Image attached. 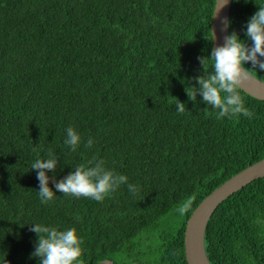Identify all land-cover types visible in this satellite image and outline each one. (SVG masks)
<instances>
[{
	"label": "trees",
	"instance_id": "obj_1",
	"mask_svg": "<svg viewBox=\"0 0 264 264\" xmlns=\"http://www.w3.org/2000/svg\"><path fill=\"white\" fill-rule=\"evenodd\" d=\"M215 4L0 0V264H39L33 223L75 227L83 264H188L194 210L264 159V101L241 90L254 116L218 119L187 94L203 71L197 57L214 47ZM261 6L234 0L229 34L246 39L242 27ZM254 76L264 81V72ZM69 126L82 136L76 151L63 142ZM50 153L58 160L48 173L55 196L42 203L31 165ZM100 159L139 191L124 184L100 202L55 191L51 178ZM148 236L155 246L141 247ZM205 248L211 264H264V178L220 205Z\"/></svg>",
	"mask_w": 264,
	"mask_h": 264
},
{
	"label": "clouds",
	"instance_id": "obj_2",
	"mask_svg": "<svg viewBox=\"0 0 264 264\" xmlns=\"http://www.w3.org/2000/svg\"><path fill=\"white\" fill-rule=\"evenodd\" d=\"M229 0H216V11L227 6ZM215 11V12H216ZM230 26V21H224ZM242 31L246 39L232 32L226 36L224 43L214 46L210 56H198L197 60L202 67V74L192 77L198 87H187L188 97L195 102L197 96L202 102L216 110L217 118H233L243 115L248 118L254 116V111L246 107L241 94V86L255 73L264 72V6L258 10L243 25ZM214 37V32L212 31ZM251 42V43H249ZM209 64L211 67L209 68ZM250 64L251 67H245ZM176 100V99H175ZM176 108L184 113L186 105L176 100ZM206 108V109H207ZM64 144L72 151L82 143L81 134L74 127L65 129ZM93 139L87 140V147L93 146ZM55 155L49 154L46 159H37L31 165L36 170L39 181V197L42 203H47L55 196L49 187V172L57 167ZM55 191L71 194L74 197L91 198L100 202L115 192L121 185L127 184L130 193H137L139 186L128 182V177L108 168L103 159L87 164H79L68 176L59 182L54 181ZM187 205L178 209L183 214ZM30 230L37 234L34 252L31 254L39 258V264H83V236L75 227L59 229L42 223H33ZM97 264H104L98 260Z\"/></svg>",
	"mask_w": 264,
	"mask_h": 264
},
{
	"label": "water",
	"instance_id": "obj_3",
	"mask_svg": "<svg viewBox=\"0 0 264 264\" xmlns=\"http://www.w3.org/2000/svg\"><path fill=\"white\" fill-rule=\"evenodd\" d=\"M233 1L229 0L227 6L222 9L217 11L214 9L211 27V31L214 32V37L212 35L214 46L223 44L225 37L230 35L229 26H226L224 21L230 20ZM241 90L255 99L264 101V81L255 76L245 81ZM260 178H264V159L228 179L197 206L187 221L185 230V255L188 264H211L205 248V234L209 221L223 202ZM102 261L104 264H115L111 260Z\"/></svg>",
	"mask_w": 264,
	"mask_h": 264
},
{
	"label": "rangeland",
	"instance_id": "obj_4",
	"mask_svg": "<svg viewBox=\"0 0 264 264\" xmlns=\"http://www.w3.org/2000/svg\"><path fill=\"white\" fill-rule=\"evenodd\" d=\"M232 7V6H231ZM149 237V236H148ZM151 242V243H150ZM150 244H153V246H155V244H156V242L154 241H152L151 239H150V237L148 238V240H143L142 241V243H141V247H149L150 246ZM140 247V246H139Z\"/></svg>",
	"mask_w": 264,
	"mask_h": 264
}]
</instances>
